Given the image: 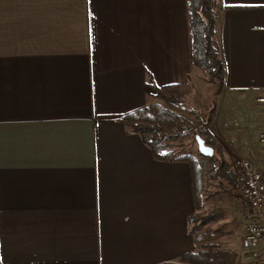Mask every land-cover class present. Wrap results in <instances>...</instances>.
Instances as JSON below:
<instances>
[{
	"label": "crops",
	"instance_id": "1",
	"mask_svg": "<svg viewBox=\"0 0 264 264\" xmlns=\"http://www.w3.org/2000/svg\"><path fill=\"white\" fill-rule=\"evenodd\" d=\"M214 1L221 90L190 66L188 0H0V264H182L201 249L191 166L156 159L122 119L162 103L151 85L189 83L193 108L217 105L225 161L264 169V0ZM230 231L216 243L248 264L245 227Z\"/></svg>",
	"mask_w": 264,
	"mask_h": 264
},
{
	"label": "trees",
	"instance_id": "2",
	"mask_svg": "<svg viewBox=\"0 0 264 264\" xmlns=\"http://www.w3.org/2000/svg\"><path fill=\"white\" fill-rule=\"evenodd\" d=\"M214 0H188L189 26V63L191 68H199L208 75L210 83L221 90L225 85L226 68L216 39L217 21L214 18L212 4ZM155 91V98L162 104L147 106L122 119L126 127L138 134L143 143L149 147L158 160H181L189 163L192 170L197 207H201V196L205 185V175L201 160L192 155L176 156L173 146L185 141L190 134L196 139L202 137L206 145L214 149L212 162L214 176L225 181L233 189H237V176L231 170L217 148L210 130L217 113L216 103L205 114L193 108L184 101L189 94V83L167 87L151 85ZM212 218L205 222L199 216L192 219V232L196 242L203 240L204 245L196 253H190L182 259V264H235L239 255L229 251L216 243L226 236L222 231L205 228ZM201 221L202 225L197 223Z\"/></svg>",
	"mask_w": 264,
	"mask_h": 264
},
{
	"label": "rangeland",
	"instance_id": "3",
	"mask_svg": "<svg viewBox=\"0 0 264 264\" xmlns=\"http://www.w3.org/2000/svg\"><path fill=\"white\" fill-rule=\"evenodd\" d=\"M202 72L204 73V71ZM204 77L206 79L205 80L206 82L207 80L209 81L208 75H204ZM212 86L214 87L215 84ZM186 97L184 98V101L187 104H189L186 100ZM156 104H162V103H156ZM262 133L263 131L260 133V135ZM260 135H259V138H260ZM173 151H174V154L178 157L185 156V155H192L196 159H200L202 161L201 166H202V169L205 175V185L203 189L204 190L203 191L204 202H203L202 213L198 214L197 216H199L201 220L203 219L202 220L203 222H205L206 219L212 218L207 223L205 228L208 227L215 231L219 230L227 234L225 232L226 230L228 231L231 230L232 232L233 231L236 232V229H239V227L240 228L246 227L251 216L249 214V209L247 205L241 199L240 201L237 198H234V197L239 196L238 189L233 190L228 185L227 182L220 181L215 178L213 170H214V167L217 165H215L212 162V159H211L212 157L208 158L200 154L198 150V144L194 136L190 134L189 137L185 141H183L182 143L175 144L173 146ZM230 166L232 168L231 170H233L237 176V170H236L235 164L230 165ZM239 214L243 217L242 223L238 221L237 215ZM202 223L201 221H199L197 223V226L202 225ZM241 250L240 252L242 253V255H244L245 257H248V260H250L251 256L249 254L244 253Z\"/></svg>",
	"mask_w": 264,
	"mask_h": 264
},
{
	"label": "built area",
	"instance_id": "4",
	"mask_svg": "<svg viewBox=\"0 0 264 264\" xmlns=\"http://www.w3.org/2000/svg\"><path fill=\"white\" fill-rule=\"evenodd\" d=\"M214 18L219 19L218 8L212 4ZM264 103V98L259 99ZM259 141L264 145V131ZM240 198L247 205L250 214L242 238V251L251 256L248 264H264V169L259 168L249 158L235 162ZM160 264H174L165 261Z\"/></svg>",
	"mask_w": 264,
	"mask_h": 264
},
{
	"label": "water",
	"instance_id": "5",
	"mask_svg": "<svg viewBox=\"0 0 264 264\" xmlns=\"http://www.w3.org/2000/svg\"><path fill=\"white\" fill-rule=\"evenodd\" d=\"M196 141L198 144V150L202 156L208 157V158L213 157L214 149L206 145V141L202 137L197 136Z\"/></svg>",
	"mask_w": 264,
	"mask_h": 264
}]
</instances>
